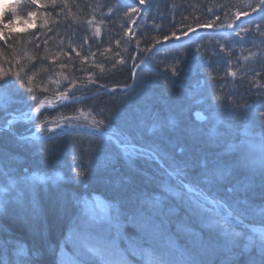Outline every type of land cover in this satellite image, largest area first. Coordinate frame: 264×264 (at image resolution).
I'll return each mask as SVG.
<instances>
[{
    "label": "snow or ice",
    "instance_id": "6c2138e0",
    "mask_svg": "<svg viewBox=\"0 0 264 264\" xmlns=\"http://www.w3.org/2000/svg\"><path fill=\"white\" fill-rule=\"evenodd\" d=\"M145 0H140V3L143 4ZM32 3H38V0H32ZM50 3L52 7H56L57 0H50ZM260 5H264V0H260ZM64 7L67 8L68 5L65 3ZM133 12L137 11L136 8L131 9ZM255 10V9H254ZM29 15H32L30 12ZM89 24H91V21H88ZM231 27V25H229ZM100 30L99 28L96 29V35H99ZM175 36V33L172 34ZM261 36H264V32L260 33ZM169 36H164V40H168ZM179 39V37H176ZM85 42H87V38H85ZM159 43V39L156 41ZM118 43V42H117ZM139 43V41H137ZM73 52H76L77 56H80V52L77 51L75 47L72 48ZM66 54V53H65ZM27 55V54H26ZM92 55H95L94 53ZM28 59L31 60L32 57L28 56ZM245 59H248V57H245ZM122 62V61H118ZM63 66V65H61ZM23 71V68L21 69ZM172 74L178 75V71L176 68L171 69ZM9 75V73H4L2 70H0V81H4L3 84H0V89H9L11 88V82L5 80V76ZM16 79L19 81L21 86H24V80L20 77L19 73H16ZM229 75L235 76V72H230ZM29 83L32 80V77H28ZM91 79L89 80V83H93ZM27 91L29 93L32 92V87H27ZM32 100L35 101L36 97L33 95ZM61 101L68 99V94L66 92H62L59 94L58 97ZM49 106H51V102H49ZM44 107V103L41 102L37 104L34 108L30 109L29 112L21 113L20 117L13 116L11 119H8L6 124L3 127H0V132H3L5 129L9 132H12V126L18 119H26L31 121V113H40L41 108ZM82 116L85 115V113H81ZM198 118H200L199 114ZM260 116L264 117V111L260 112ZM65 119H72V117H65ZM45 122H41L39 125H37L38 128L43 129L45 126ZM103 121H97L93 117V125L97 127L100 124H102ZM168 125L170 127H175V121H168ZM49 131H52V129H48ZM103 135V133H101ZM217 137V132L215 129L209 130V138L210 140H215ZM32 137L30 136H24L23 134L20 135L19 140L22 143H28L30 142ZM243 143V142H241ZM125 153L128 151V145L125 144L122 146ZM133 152H136L137 154H143V149H135L134 146H132ZM183 151V149H181ZM227 152H236L241 153V145L237 144H228L226 147ZM261 151L264 153V142L261 144ZM261 178L262 182H264V157H262L261 161ZM211 165V166H209ZM243 166V159L242 156L237 155L233 160L226 161L223 159L222 154H216L214 158L208 159L205 158L201 162V173L195 178V182L188 181L185 183L184 181V169L177 166L172 165L171 170L168 172V175L170 177H175L179 180V183L181 187L185 190V194L188 196V203L189 206L193 209L194 212L197 214H207L206 216H203V219L206 222V225L211 229V231L214 233V235L218 239H222L224 241L223 250L231 253L232 249L235 248L236 241L238 238L244 235L242 232H237L235 230L234 221L242 223L240 220V216L245 215V212L239 208L240 205H244L245 207H248L247 201H235L234 205H228L227 201L218 199L215 196H209L208 192L205 191L203 188L200 187V184H207L209 188L211 187H221L225 184L231 183V179L236 175L238 170ZM0 175L7 178V185L3 188V192L9 194V198H5L3 200V205H7L9 203H15L18 205L23 206L24 204V198L25 194H31L33 193L35 187L38 183H55L56 177L53 176H39L36 174H33L32 176H22L19 179L13 177L10 175V172H0ZM84 173L77 172V176H83ZM20 185H23V188L20 187ZM165 189H167V186H165ZM227 192L234 193L237 190V186L233 185L232 187H229L226 189ZM3 205H0V210H3ZM159 205V201L152 202V207L156 208ZM110 207V206H109ZM218 209H223L222 212L217 211ZM257 215L264 218V206H259L254 209ZM113 218L110 215H106L102 218L97 217H88L87 214H85V219L81 221L80 227L76 230L75 235L81 237L80 239V246L86 250L87 253H90L91 256L95 259H89L87 261H77L75 264H111L110 261L105 259L104 252L97 247H93L89 245V239L91 238V232L93 229L102 227L103 223L108 222L111 223V220ZM256 229L253 227L252 232L254 233ZM248 243L245 245V249H247L249 246L253 244V236L249 235L247 237ZM260 240L261 243L259 245L260 248V259L259 264H264V230H261L260 234ZM170 248H173L175 251L180 252L181 256H185V253L181 251L180 249L176 248L175 245H172L170 243ZM14 256L16 259L12 262V264H31V257L29 256L27 250L23 248V246L17 245L16 249L14 251ZM24 258V259H21ZM59 264V262H58ZM145 264H170V262L166 259V254L162 255H155L153 253H146L145 254ZM184 264H200L199 261L195 258V256H187ZM225 264H232L231 259L227 260ZM249 264H256L255 260H250Z\"/></svg>",
    "mask_w": 264,
    "mask_h": 264
},
{
    "label": "trees",
    "instance_id": "16d2710c",
    "mask_svg": "<svg viewBox=\"0 0 264 264\" xmlns=\"http://www.w3.org/2000/svg\"><path fill=\"white\" fill-rule=\"evenodd\" d=\"M70 5L75 6V8H77L78 10L81 9V5L85 6L84 4H81L80 2L77 4L76 3H70ZM5 34H6L5 41H4L5 43L0 44V55L5 54L4 53L5 48H7V52H10V49L14 48L13 52L15 53V55L17 57L20 58L22 56V52H23L22 48L24 47V48H28V50L31 52V55L33 53H40L41 52L42 55H40V56H48V57L50 56L51 59H55V57H57V54L62 51L61 48L57 47V49L60 51L53 52L52 49H54V47H52L50 45L51 43H48V47L46 45H35V47H27L25 43L21 44L22 47L20 45L16 46V45H14L15 44L14 42L16 41L17 37H23V35L18 33L15 30L6 31ZM116 36H118V37H116L110 43V46L107 47V48H111V51H108V50L104 51L103 50L104 55H102L98 59H96L95 62L92 61V59L94 58V56L95 57H98V56L92 55L93 53L84 49L82 42H81V43L75 45V47L78 50H81V54L79 57L73 54L71 56V58L68 59L65 57V54L63 53V54H61L60 59L53 60V63H54L53 66H51L47 69V67H45L44 65H41L40 67H38V69L36 70L35 73L37 75L40 73L42 75L41 77H47L49 74H55L57 69L58 70L62 69V72H64V73L68 72L67 73L68 75H73V76L76 74L80 75L82 72L84 73L83 76L89 75L87 72H91V75L93 73L99 75V73L102 71L108 72L109 69L104 64H101V63H105L110 57H117V54L119 53V52H117V50H119V48L116 49L114 46V43L116 44L118 42V43H120V45H122L123 44L122 39L124 36L123 35L120 36V33H116ZM69 37H70V34H69V36H67V38L69 39ZM66 54H68V53H66ZM63 61H66L67 67L61 68L60 67L61 65H58V64H61ZM7 64H12V61L9 58H6L2 62H0V69L4 73H9V75L5 76V78H4L5 80L12 78L11 77L12 74L10 73V68H9V66H7ZM69 67H71V68H69ZM41 72H43V73H41ZM2 83L3 82L0 81V84H2ZM82 84H84V82ZM97 84L102 85V86L110 85L108 75L103 77L100 80V82H98ZM85 85H80L79 88H85ZM13 149H14V147L11 146L10 144L5 146V148H3V150L1 151L2 154H0V156L1 157H3L4 155L6 156L7 153L12 151ZM263 184H264V182H263ZM45 214H46V211L44 210L45 222L48 225V227H50L51 223L46 218V216H48V215H45ZM46 235H48V237H50V233L49 234L47 233Z\"/></svg>",
    "mask_w": 264,
    "mask_h": 264
},
{
    "label": "rangeland",
    "instance_id": "374dc122",
    "mask_svg": "<svg viewBox=\"0 0 264 264\" xmlns=\"http://www.w3.org/2000/svg\"><path fill=\"white\" fill-rule=\"evenodd\" d=\"M1 1V0H0ZM12 1H14V0H7L6 2H12ZM0 7H1V2H0ZM0 11H1V9H0ZM30 19H31V17H30ZM29 19V20H30ZM22 24H23V22L22 21H16V22H14V20L11 22V23H9V24H6L7 26H11V27H13L14 26V28L15 29H18V30H21V26H22ZM31 26V25H30ZM29 26V27H30ZM3 27V26H2ZM0 33H1V31H0ZM6 59V58H5ZM4 59V60H5ZM1 70V69H0ZM91 152L93 151V150H90ZM27 207L26 208H28V210H29V208H30V210H33V211H35L34 213L32 212L30 215H31V217L32 218H34L35 217V219H36V221L38 222V223H40V218H39V214H37V209H36V207L33 205V197H32V193L31 194H28L27 195ZM95 205L97 206V208H98V211H100V212H105L106 211V209H107V204L106 203H104L103 201H101V200H99V199H97L96 201H95ZM89 206H90V203H89ZM103 245H105V243H103ZM60 257L62 258V261H61V263L63 262V264H75V262H77L76 260H74V258H73V260L74 261H72V260H70V259H68V257L66 256V251L64 250L63 251V254H61L60 255ZM65 259V260H64Z\"/></svg>",
    "mask_w": 264,
    "mask_h": 264
},
{
    "label": "bare ground",
    "instance_id": "6f19581e",
    "mask_svg": "<svg viewBox=\"0 0 264 264\" xmlns=\"http://www.w3.org/2000/svg\"><path fill=\"white\" fill-rule=\"evenodd\" d=\"M170 134L167 132L166 135L163 136L164 142L167 145V147H169L171 150H176L179 149L181 147L180 143H176L171 137H169ZM92 149V147L86 146L85 148H83V151L85 152H89ZM91 165H94L93 162H91ZM5 225L9 226V222H6V224L2 223L1 227L5 228Z\"/></svg>",
    "mask_w": 264,
    "mask_h": 264
}]
</instances>
